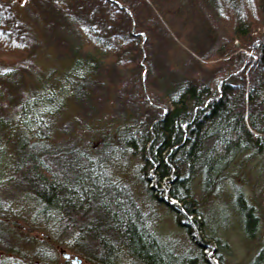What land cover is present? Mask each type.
<instances>
[{"label":"rangeland","instance_id":"obj_1","mask_svg":"<svg viewBox=\"0 0 264 264\" xmlns=\"http://www.w3.org/2000/svg\"><path fill=\"white\" fill-rule=\"evenodd\" d=\"M103 1L108 4L107 7L99 4L100 0H82L79 4L75 2L70 5L68 10L66 6L61 10L64 5L61 2L57 3L60 5L58 7L46 0H11L21 30L33 43L30 44V51L24 53L23 60L19 62L20 59L12 58V61L21 63L19 67H13L16 70L13 77L4 74L0 79V85L8 93L7 98L1 99L0 112L3 117L13 120L22 101L27 99L32 105L40 95L48 98V93L55 87L53 98H65L68 106L59 113L51 111L53 113L48 114L50 121L44 124L49 129L42 136H46L42 152L53 157L58 150L60 159L63 157L67 163L71 159L66 156L68 152L78 159L84 160V154L102 161L103 154L107 153L104 152L106 134H119L127 124L137 130L141 126L137 122L145 120L136 110L142 103L141 99L147 102V107L152 103L158 106L160 104L154 100L150 103L148 99L158 98L160 103L167 102L166 85L184 78L195 79L192 76H206L199 61L206 47L213 48V33L216 30L213 26L226 30L214 12L218 8V0ZM132 16L139 21L135 27L130 20ZM83 21L105 30L109 38L133 35L136 40L139 39V44L130 49V63L127 60L122 67L104 56L100 57L101 67H98L96 84L91 87L86 84L85 88L91 91L84 93L86 100L79 106L72 99L75 98L72 85L67 82V89L63 83L75 65L71 56L76 58V55L86 53L80 50L83 34L79 32ZM258 24L255 33L262 35L264 22ZM232 26L233 23L228 29ZM229 46H234L239 52L250 48L241 40ZM230 57L220 58L215 54L201 62L218 64ZM250 68L252 65L247 69L248 74ZM33 126H27L24 132L35 154L34 150L38 151V148H33V145L39 146L41 137L38 139L35 136L37 125ZM5 129L0 132V146L2 150H8L9 163L13 159V146L5 143L8 137L7 134L3 135ZM119 145L111 147L113 152L122 155L117 156L116 161L125 160L128 164L118 168L114 165V178L133 190L140 207L148 216L151 229L168 246L176 247L175 251L182 258L194 264L199 263L194 260L209 264L207 257L214 264H264V149L236 157L218 186L196 181L193 196L198 203L199 214L194 217L199 218L200 224L195 223L194 226L190 222L192 216H186V212L179 213L181 215L177 213L176 209L182 208L180 205L184 202L171 196V180H155L156 173L152 170L143 181H138L140 178L134 180L135 173L138 175L137 170L143 163L133 152L123 154L124 148L121 149ZM23 146H26L25 142ZM7 166L9 168V164ZM9 172L5 173L4 164L0 163V188H3L0 189V238L3 241L0 244V264H95L60 243L64 238L56 233L58 230L53 217L49 219L55 226L38 218V212L44 205L40 206L35 197L29 196L26 186L18 184V179L23 180V177L16 179L14 173ZM139 175L142 176L141 173ZM232 181L239 184L240 188L237 189L242 192V198L233 189ZM149 189L158 198L153 199ZM183 222L191 226L188 228ZM2 232L9 236H4ZM15 242L20 247L13 246ZM28 243L31 245L27 246ZM207 247L208 251L201 250ZM182 264L188 262L183 261Z\"/></svg>","mask_w":264,"mask_h":264},{"label":"trees","instance_id":"obj_2","mask_svg":"<svg viewBox=\"0 0 264 264\" xmlns=\"http://www.w3.org/2000/svg\"><path fill=\"white\" fill-rule=\"evenodd\" d=\"M46 1L56 5L61 2L68 10L69 2L75 3L77 0ZM218 4L217 11L214 9V12L226 30L213 26L216 29L213 48L202 53V56L207 59L215 54L220 58L231 57L223 63H214L211 66H204L199 61L206 76L200 79L184 78L171 83L165 88V97H168L165 98V103H160L158 98H149L150 103L154 100L160 105L154 106L152 103L147 107V102L141 99L142 105L136 110L141 117L145 116L148 124L144 127L141 124L133 132L129 131L131 128H125L118 134L125 139V144H117L121 149L124 148L123 154L130 147V152L143 163L137 170L138 175L142 174L139 175L140 181L146 179L145 175L151 170L160 180L171 178V196L184 202L186 213L193 217L196 224H200L199 218L194 217L199 214V206L193 196L196 181L218 186L236 157L264 149V34L255 33L260 25L258 23L264 22V0H218ZM60 9L64 7L61 6ZM14 17L7 1L0 0V79H3L4 74L13 77L16 71L9 68L7 60L14 62L12 58H15L21 61L24 53L30 51V37L21 30L17 18ZM83 23L80 26L83 34L80 50L86 53L76 55L75 66L93 69L95 73L101 67V56L120 64L121 67L125 65V61H129L130 49L136 48L134 45L123 43V37L101 36L99 32L102 30H96L86 21ZM231 23L233 26L229 30ZM229 34L233 36L230 41L226 39ZM251 34L252 38L249 39ZM105 35L108 36L107 32ZM235 35L248 46L253 45L252 43L259 46V59L252 65L249 74L247 69L252 62L241 52L234 54L236 48L229 46L235 42ZM71 73L63 85L65 88L67 82L72 85L71 90L75 96L72 99L82 106L84 93L91 89L85 88L87 83L74 70ZM73 73L80 78H74ZM219 74L224 76L221 77L222 82L217 78ZM54 91L56 92L55 87L48 93V98L45 95L36 97L32 105L27 99L22 101L13 120L3 117L0 112V132L6 128L3 135L7 134L9 138L4 141L8 143L7 146H13L11 156L14 159H10L8 163V150H2L0 146V163L4 164L5 173L11 169L10 172L14 173L16 179L23 177V180L18 179V184L26 186L29 196L35 197L40 206L44 205L38 212V218L56 225V233L64 238L60 243L81 254L91 263L186 262V258L178 260L176 255L166 250L167 247L151 229L148 216L140 207L133 190L110 174L108 165L113 162H108L107 165L105 160L91 159L84 154L82 160L68 152L66 156L71 159L67 163L63 157L60 159L58 150L53 157L44 155L42 149L46 136H42L49 129L44 124L45 121H50L48 114L53 113L51 111L59 113L68 106L65 98H53ZM7 97L8 93L1 84L0 103L1 99ZM34 124L37 125V134L34 135L38 139L41 137L39 146L33 145V148H38V151L34 150L35 154L27 142L28 139L20 136L27 126L34 128ZM106 140L105 138L104 144ZM24 142L26 146H23ZM149 190L148 193L153 199L158 198ZM236 191L242 198L240 189L236 188ZM51 217L55 225L49 219Z\"/></svg>","mask_w":264,"mask_h":264},{"label":"bare ground","instance_id":"obj_3","mask_svg":"<svg viewBox=\"0 0 264 264\" xmlns=\"http://www.w3.org/2000/svg\"><path fill=\"white\" fill-rule=\"evenodd\" d=\"M7 1V3H8V5L10 6V8L12 9V11H13V13L15 12L14 10H13V5L11 4L12 2H11V0H6ZM56 1V0H55ZM122 2L123 1H125V0H121ZM75 2H78V4L80 3V2H82V0H77V1H75ZM117 2V1H116ZM71 3H73V2H69V4L71 5ZM99 4H101V5H103L104 7H107L108 6V4L105 2V1H103V0H100V2H99ZM216 4H217V6H219V4L216 2ZM66 5H63L62 7H65ZM129 6H131V5H129ZM116 8V7H115ZM203 9H205L204 7H203ZM110 10H112V9H110ZM115 10V9H114ZM113 11V10H112ZM113 13H115L114 11H113ZM15 15V14H14ZM127 15L129 16V13H127ZM262 15V14H261ZM70 17H72V16H70ZM133 18H131L130 20H132V25H133V27H135L136 25H137V23L139 22L138 20H136L135 19V17L134 16H132ZM261 17V16H260ZM15 19H16V16L14 17ZM116 20H118V17L116 16ZM260 19H262V18H260ZM89 23V22H88ZM90 24V23H89ZM19 25V24H18ZM90 26L91 27H93L92 26V24H90ZM96 30H99V31H101V29H99V28H95ZM93 31V30H92ZM94 32H95V30H94ZM80 34L82 33V32H79ZM105 33H106V31L105 30H102L101 32H99V35H101V36H105L106 38H107V36L105 35ZM130 33V32H129ZM131 34H134L133 32L131 33ZM135 35V34H134ZM215 36V33H213V37ZM236 36V35H235ZM254 36V35H253ZM129 37V38H128ZM233 38V36L232 35H230L229 34V37H227L226 39L228 40V41H230L231 39ZM248 38L249 39H251L252 38V34L251 35H249L248 36ZM235 42L236 41H238V40H241L240 38H238V36H236L235 38ZM245 39V38H244ZM139 40V39H138ZM138 40H136V39H134V36L133 35H131V36H128V35H125V37H123V39H121V41H123V43H125V44H128V45H134V47H135V45H137V44H139L138 43ZM137 41V42H136ZM145 41V40H144ZM28 42H32V40H30V39H28ZM134 42V43H133ZM147 42V41H146ZM33 43V42H32ZM250 48H248L247 49V51H245V52H241L243 55H245V56H247V57H249L248 58V60H250L251 62H252V64L251 65H254L255 64V62L259 59V51L257 50V49H259L258 47L259 46H257V45H251V46H249ZM210 49L209 48H205L204 49V52L203 53H207L208 51H209ZM236 53H240L239 52V50H237V51H235ZM246 53V54H245ZM250 53H253L251 56H250ZM202 56V55H201ZM246 57V58H247ZM202 59H203V62L206 60V58L204 57V56H202ZM201 59V60H202ZM200 60V61H201ZM8 61V64H10L9 65V67H11V68H13V67H18L19 65L18 64H20V63H18V62H10L9 60H7ZM71 61L72 62H74L75 61V58H74V55H72L71 56ZM20 62V61H19ZM213 63V62H212ZM18 65V66H17ZM204 66H211V65H209V63H207V64H203ZM203 65H200L201 66V68H203L202 66ZM72 70H74L75 71V73L76 74H78L79 76H81L83 79L82 80H84L86 83H88V86H91L92 84L93 85H95L96 84V81H97V75H98V73H99V71H97V72H95L94 73V71L95 70H93V69H89V68H87V67H84V66H75L74 65V67L72 68ZM75 73H73V77L75 78H80L79 76H77ZM248 73V72H247ZM70 74H72L71 73V71L67 74V76H70ZM219 77H217L219 80L221 79V77H224L222 74H219L218 75ZM193 78H195V79H200V78H202L203 76H197V78L195 77V76H192ZM223 80L221 79V81L220 82H222ZM92 85V86H93ZM167 86H170V85H166V87ZM88 88V87H87ZM87 92V91H86ZM33 98V97H32ZM144 102H145V100H144ZM138 105V104H137ZM142 105V103L140 104V106ZM139 106V107H140ZM138 107V108H139ZM147 108V107H146ZM145 117V116H144ZM143 117V118H144ZM147 117V116H146ZM141 121H139V122H137V123H140ZM144 122L145 123H143V122H141L140 124H142V126L144 127L145 125H147L148 124V122H146L145 120H144ZM126 128H128V129H130V128H132V126H129L128 124H127V127ZM130 132H133V129H130L129 130ZM19 134H20V131H19ZM20 136H22L23 137V139H26L27 137H28V135L26 134V132H21V134H20ZM127 136V135H126ZM132 136V135H131ZM106 143L104 144V146H105V148H104V152H107V153H105V154H103V156H104V159H102V160H105L106 162H107V165H108V162H113V164H111V163H109V166H108V171H111V173L110 174H112V171H114L115 170V168H114V165L118 168V167H124V166H127V164H128V162L126 163L125 162V160H121V161H116V159L117 158H119V157H117V156H122V155H120L119 153L118 154H116V152H113V149L111 148V146L113 147V146H115V144L117 145V144H120V143H122V144H125L124 143V141H125V139L123 138H120V136L118 135V134H116L115 135V133L114 132H110V133H108V134H106ZM129 141L131 142V143H133V140L131 139V138H129ZM116 147V146H115ZM129 151H132V148H128L127 149V152H129ZM123 152V151H122ZM126 151H125V154L127 153ZM122 159H125V158H122ZM123 161V162H122ZM118 163V164H117ZM240 164H242V163H240ZM135 172H137V171H135ZM113 175V174H112ZM134 177H135V179L134 180H138L139 178H140V176L139 175H137L136 173H135V175H134ZM155 180H158L159 178L157 177V174L155 175ZM164 179H168V181H170L171 180V178L169 179V178H164ZM141 180V179H140ZM140 180H138V181H140ZM149 181V180H148ZM231 181V180H230ZM170 183H172L173 184V181L171 180V182ZM0 184H2V180L0 179ZM231 184H232V186H234L233 187V189L235 190V192H236V188H240V186H238L239 184L237 183V182H235V181H232L231 182ZM173 187V186H172ZM172 187L170 188V192H171V190H172ZM0 189H3V188H0ZM171 194V193H170ZM240 197V196H239ZM170 206H175L176 208H177V206L176 205H174V204H169ZM182 205V206H181ZM181 205H180V207H182V208H177L176 209V211H178L177 213L179 214V213H185L186 211L184 210V203H181ZM179 215H181V214H179ZM188 214L186 213V216H187ZM187 218V217H186ZM191 222V224L193 223V225L194 226H196V224H195V222H194V219L192 220V221H190ZM183 225H187L186 227H188V226H191L188 222L187 223H185V222H183ZM189 228V227H188ZM193 232V231H192ZM2 234L4 235V236H9V234L8 233H4V232H2ZM190 234H191V232H190ZM157 235V234H156ZM205 235V234H204ZM13 237H14V235H13ZM157 237L158 238H160V236L159 235H157ZM17 240H19V241H23V239H19V238H17ZM160 240L162 241V239L160 238ZM25 243H27V242H25ZM162 243H163V245H165L167 248H166V250L168 251V252H171V253H173L174 255H176L177 257H178V260H181L182 259V257H181V255L180 254H178L176 251H175V248L176 247H174V246H168V244L167 243H165V242H163L162 241ZM0 244L2 245L3 244V241H2V239L0 238ZM18 242H15L14 244H13V246H16L17 248H18ZM28 245H31V243H28L27 244V246ZM176 246V245H175ZM20 247V246H19ZM25 248V247H24ZM205 249V251H208L209 250V248L207 247V248H202L201 250L203 251ZM211 251V250H210ZM167 252V253H168ZM215 252V251H214ZM214 252H210V254H212V253H214ZM207 257V256H206ZM221 260V259H220ZM187 262H188V264H194V262H190L188 259L186 260ZM194 261H199V263H200V260H194ZM207 261H208V263L209 264H214V261L213 260H211V261H209V259H208V257H207ZM213 261V262H212ZM198 263V264H199ZM217 263H218V260H217ZM197 264V263H196ZM200 264H203V263H200Z\"/></svg>","mask_w":264,"mask_h":264}]
</instances>
